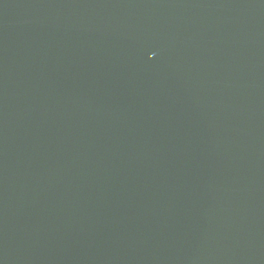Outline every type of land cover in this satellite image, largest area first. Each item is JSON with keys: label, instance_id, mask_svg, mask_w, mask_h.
I'll return each mask as SVG.
<instances>
[{"label": "water", "instance_id": "water-1", "mask_svg": "<svg viewBox=\"0 0 264 264\" xmlns=\"http://www.w3.org/2000/svg\"><path fill=\"white\" fill-rule=\"evenodd\" d=\"M0 264H264V0H0Z\"/></svg>", "mask_w": 264, "mask_h": 264}]
</instances>
